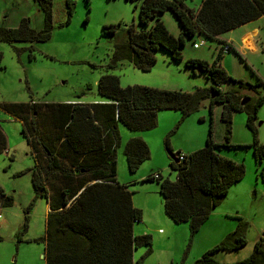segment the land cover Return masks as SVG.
I'll return each mask as SVG.
<instances>
[{"label":"trees","instance_id":"16d2710c","mask_svg":"<svg viewBox=\"0 0 264 264\" xmlns=\"http://www.w3.org/2000/svg\"><path fill=\"white\" fill-rule=\"evenodd\" d=\"M33 1L43 14L40 29L32 28L26 17L20 18L15 27L0 26V42L29 43V58L33 57L32 44L48 41L53 29L52 0ZM125 1L139 2L138 22L142 28L137 31L132 24L126 27L127 40L115 45V60L126 59L135 68L148 71L156 62V52L164 50L172 60L181 61L185 38L198 34L218 43L214 59L208 62L188 58L185 64L192 69L199 68L211 85L193 92L136 84L122 87L118 76L105 73L96 84L101 99L94 102L66 101L44 107L30 101L1 106L23 125L22 134L32 147L34 158L33 166L27 171L35 194L44 197L48 204L42 239L45 264H141V259L133 258L134 250L147 246L146 252L152 251L149 234L133 233L134 224L142 220V211L133 205L128 184H121L116 178L118 123L130 131L150 130L157 125L159 110L179 111L184 119L195 112L202 101H209L210 116L213 105L222 104L221 118L226 124L222 143L213 140L212 121L205 145L190 153L172 152L166 139L169 167L175 172V179L164 178L160 172H151L144 178L158 183L165 214L176 224L187 223L191 235L199 231L229 188L245 174L243 163L221 156L217 149L235 147L230 143L233 111L245 109V125L256 133L253 121L264 95L255 101L244 97L234 100L235 96L222 92L220 85L231 81L237 82L239 87L255 88L264 86V82L258 79L256 84L248 85L230 77L220 61L224 53L237 52L219 37L263 16L264 0H201L196 8L187 7L184 0ZM67 5L70 17L72 8ZM166 11H170L180 25L176 36L160 19ZM151 21L154 22L151 24ZM120 25V22L104 25L103 33L114 35ZM224 46L227 47L225 52ZM5 150L6 136L0 127V153ZM123 155L128 171L134 173L150 157V150L144 139L134 136L124 144ZM179 156H183L182 159ZM253 156L257 163H263L264 144L256 139ZM11 203V197L0 186V207ZM245 244V236L238 226L193 264H221L214 258L217 251H234ZM224 264H264V250L260 242H256L248 257Z\"/></svg>","mask_w":264,"mask_h":264},{"label":"rangeland","instance_id":"374dc122","mask_svg":"<svg viewBox=\"0 0 264 264\" xmlns=\"http://www.w3.org/2000/svg\"><path fill=\"white\" fill-rule=\"evenodd\" d=\"M200 1L184 0V3L196 8ZM67 3L72 8L70 17ZM51 8L52 35L48 41L32 44L33 57L28 56L29 43L0 42V127L6 136V150L0 153V186L12 199L10 206L0 207V264H45L42 239L48 212L46 199L35 194L27 171L33 166L34 158L32 147L22 134L23 125L2 109L3 104L34 101L45 107L66 101L94 102L101 99L96 84L105 73L118 76L122 87L136 84L193 92L211 85L199 68L186 67L185 60H172L164 50L156 52V62L148 71L135 68L126 59H114L115 45L127 40L126 27L132 24L137 31L142 28L138 22L139 2L52 0ZM22 17L29 19L32 28L42 27L43 14L33 0H0V26L15 27ZM160 19L171 34H179L176 29L180 25L170 11L164 12ZM119 22L121 25L114 35L103 33L104 25ZM253 26H259L261 32L254 38V52L239 48L243 29L237 27L221 34V38H232L241 56L233 51L224 53L221 66L230 77L248 85L256 84L258 79L264 82V15L249 28ZM193 43L200 45L193 48ZM217 46L215 40L195 34L193 38H185L181 53L187 57L200 55L212 62ZM220 89L232 93L234 100L244 97L255 101L264 95L263 85L239 87L237 82L227 81ZM208 105V100L202 101L199 108L184 119L179 111L159 110L157 125L150 130L130 131L120 123L117 125L116 178L121 184L127 182L133 205L142 211V220L134 224L133 233L149 234L152 238L150 253L146 252L147 246H139L134 252L135 260L141 259V264H193L238 226L246 244L234 251H217L214 258L218 262L231 263L248 257L256 242H260L264 250V161L259 164L253 156L254 139L264 144V100L253 121L255 134L245 125V109L231 112L230 143L235 147L217 150L221 156L243 163L245 174L229 188L197 233L191 235L187 223L176 224L168 219L158 183L144 180L151 172L175 179V172L169 167L166 139L172 152L190 153L205 145L212 121L213 140L224 141L223 106L214 104L210 116ZM39 111L43 112L41 108ZM134 136L146 141L150 157L136 172L130 173L123 147ZM162 216L169 221H164Z\"/></svg>","mask_w":264,"mask_h":264},{"label":"crops","instance_id":"0c3cea01","mask_svg":"<svg viewBox=\"0 0 264 264\" xmlns=\"http://www.w3.org/2000/svg\"><path fill=\"white\" fill-rule=\"evenodd\" d=\"M260 19H262V16L259 17L256 20L250 21V22L245 23V24H243V25H241V26L238 27L239 29H243L244 30L243 33L239 37V48H240V50L247 49V50H249L251 52H254L256 50V46H255V43H254V38L259 37V35L261 34L260 27L259 26H253V27L249 28V26L253 22H256L258 20L260 21ZM176 32H178V33L180 32V28L178 26H177ZM219 38H221V35H220ZM221 39L224 40V41H226L228 44H230L232 47H234L235 50H237L235 48V45L233 44V40H232L231 37H227L226 39L225 38H221ZM188 58H199V59H202V57L200 55H197L196 57L183 56V60H186ZM123 182H124L123 184H127L126 181H123ZM164 217L165 216H162L161 218H163L164 221H169V220H165ZM134 252H135V250H134ZM133 258H134V253H133Z\"/></svg>","mask_w":264,"mask_h":264},{"label":"built area","instance_id":"2783aa9c","mask_svg":"<svg viewBox=\"0 0 264 264\" xmlns=\"http://www.w3.org/2000/svg\"><path fill=\"white\" fill-rule=\"evenodd\" d=\"M200 44H202V42H200ZM200 44L194 43V44H193V48H197ZM223 50H224V52H225V51L227 50V47L224 46V47H223ZM182 157H183V156H179L180 159H182ZM155 176H157V174H155Z\"/></svg>","mask_w":264,"mask_h":264},{"label":"water","instance_id":"95a60500","mask_svg":"<svg viewBox=\"0 0 264 264\" xmlns=\"http://www.w3.org/2000/svg\"><path fill=\"white\" fill-rule=\"evenodd\" d=\"M213 96H214V94H212V97H213ZM247 99H248V98H246V100H247ZM246 100H245V101H246ZM243 102H244V101H242V103H243ZM173 160H174L175 162L177 161L176 159H173Z\"/></svg>","mask_w":264,"mask_h":264}]
</instances>
